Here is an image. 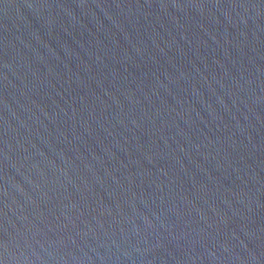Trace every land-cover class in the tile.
<instances>
[{
	"label": "water",
	"instance_id": "obj_1",
	"mask_svg": "<svg viewBox=\"0 0 264 264\" xmlns=\"http://www.w3.org/2000/svg\"><path fill=\"white\" fill-rule=\"evenodd\" d=\"M0 264H264V0H0Z\"/></svg>",
	"mask_w": 264,
	"mask_h": 264
}]
</instances>
